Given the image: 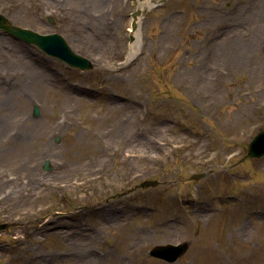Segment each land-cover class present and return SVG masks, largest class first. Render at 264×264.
Wrapping results in <instances>:
<instances>
[{"label": "rangeland", "instance_id": "rangeland-1", "mask_svg": "<svg viewBox=\"0 0 264 264\" xmlns=\"http://www.w3.org/2000/svg\"><path fill=\"white\" fill-rule=\"evenodd\" d=\"M0 14L92 63L72 68L0 30V121L23 90L0 127V224H13L0 264H80L64 256L86 240L79 228H100L96 264H201L208 232L225 264H264V157L244 158L264 129V0H0ZM221 39L249 48L231 57ZM19 51L57 82L33 84ZM206 53L202 98L201 82L181 83ZM145 180L160 184L130 191ZM181 242L176 262L148 255Z\"/></svg>", "mask_w": 264, "mask_h": 264}, {"label": "bare ground", "instance_id": "bare-ground-1", "mask_svg": "<svg viewBox=\"0 0 264 264\" xmlns=\"http://www.w3.org/2000/svg\"><path fill=\"white\" fill-rule=\"evenodd\" d=\"M144 9H145V5L140 4L138 7L139 14H142L144 12ZM205 33H207V32H205ZM206 39H207V37H206ZM223 40H227V39H223ZM221 41H222V39L219 40L220 43H221ZM220 43H215V44H219V45L213 46L214 50H220L222 48L220 45L223 42L221 44ZM225 44L227 45V49L229 48L228 50L230 51L231 57H236L237 55H240V54H237L239 48H241V47H244V48L248 47L249 48V44L248 45H242V44L236 43L234 40L228 41ZM226 45H223V46L225 47ZM130 50H131L132 54H134L136 52L135 43L130 45ZM206 55H207V53L203 54L199 59L197 75L192 80L181 83L182 89H184L188 92H193L194 88L201 82L202 84L200 85L199 89H200V92H201L200 95L202 96V98L208 96L204 92V90H205L204 82L207 79L210 80L212 78L211 75L214 71L212 68L213 71L211 73H209V70H208L207 65H206V60H207ZM17 56H20L19 62H21V64H23L27 68V75L29 76V78L31 79L33 84L40 85L42 83H45L46 85L50 86V85H54L55 82H57V77L55 75H53V74L50 75L48 73L47 74L42 73V72H40L38 67H35V66L32 67L30 61L26 62L25 58H27L28 55L25 56L24 53L19 51ZM230 61L233 64L236 63L235 60H230ZM221 72L223 73V71H221ZM8 90L9 89H7L5 86H3L1 89L0 94L5 96L4 97L5 100L8 98V94H10V92ZM13 91L14 92L11 93V96L13 97L12 103L14 106L12 107V103L9 104V102H4L1 105V108L3 110L2 111L3 118H1L0 127H3L5 125L4 121H7L8 118H10L9 113L12 112L13 109L18 108L19 102L23 98V90L22 89H13ZM9 138H12V137H8L7 139H9ZM196 207H197V212L200 213L202 216H205L207 218H210L211 216H213V214H210L208 204L202 202L199 205L197 204ZM234 224L235 223H233V225L230 228H233ZM241 225L244 226V224H241ZM240 230H243V229L241 228ZM79 233H81V235H83L86 240L75 246L76 251L73 252L71 250H66L64 252V256L67 258H70V257L76 258V256L80 257L82 260V262L79 261L80 264H96V263H98L99 262L98 260L100 259V255L92 250L91 238H94L95 235H98L100 233V228H98V230H94V229L88 230V229L79 228ZM203 237H204L203 240H206L207 243H206L205 247L201 248V249L206 251L208 253L209 257H208V260L205 261L206 263L204 262L201 264H225L223 262V252L215 249L212 246V242H213L212 234L208 232V234H206ZM222 243L225 244V240H222ZM229 248H230L229 246H226V249H229ZM200 252H199V254H200Z\"/></svg>", "mask_w": 264, "mask_h": 264}, {"label": "water", "instance_id": "water-1", "mask_svg": "<svg viewBox=\"0 0 264 264\" xmlns=\"http://www.w3.org/2000/svg\"><path fill=\"white\" fill-rule=\"evenodd\" d=\"M136 14H132L131 29H136ZM0 30L9 35H12L28 44L35 45L38 49L44 52L46 55L57 58L67 64L70 67L77 68L79 70L92 69V63L84 57L75 54L66 41L57 33L39 34L27 28L12 25L5 16L0 14ZM33 115H38V108L35 105L33 107ZM59 138H55V142H58ZM264 156V130L259 131L248 143L246 154L244 158H260ZM44 170H51V166L48 160L44 161ZM204 177V174L192 175L190 179H199ZM159 184L156 180H146L136 185V188L154 187ZM132 189V190H133ZM13 226V224L3 223L0 224V232ZM189 246V243L182 242L178 244H164L156 245L148 252L149 256L163 260L167 263H173L185 254Z\"/></svg>", "mask_w": 264, "mask_h": 264}]
</instances>
